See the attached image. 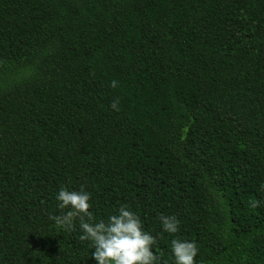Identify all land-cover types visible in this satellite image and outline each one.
Returning a JSON list of instances; mask_svg holds the SVG:
<instances>
[{"label":"trees","instance_id":"16d2710c","mask_svg":"<svg viewBox=\"0 0 264 264\" xmlns=\"http://www.w3.org/2000/svg\"><path fill=\"white\" fill-rule=\"evenodd\" d=\"M262 182L264 0H0V264H95L61 185L128 205L156 264L161 214L198 264H264Z\"/></svg>","mask_w":264,"mask_h":264},{"label":"clouds","instance_id":"9594fccd","mask_svg":"<svg viewBox=\"0 0 264 264\" xmlns=\"http://www.w3.org/2000/svg\"><path fill=\"white\" fill-rule=\"evenodd\" d=\"M115 81L112 86H115ZM118 110L115 103L110 105ZM264 192V182L259 184ZM58 215H49L53 225L65 232L74 231L77 226L80 240L88 241L90 256L95 264H156L154 254L157 236L145 230L139 215L128 205L121 204L105 219H95L90 211V193L81 186L69 189L61 185L55 193ZM256 207L257 202L253 201ZM161 232L174 238L168 241L172 264H198L194 259L199 251L195 242L175 237L180 221L174 215L159 216ZM159 235V233L157 234Z\"/></svg>","mask_w":264,"mask_h":264}]
</instances>
